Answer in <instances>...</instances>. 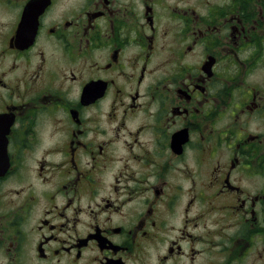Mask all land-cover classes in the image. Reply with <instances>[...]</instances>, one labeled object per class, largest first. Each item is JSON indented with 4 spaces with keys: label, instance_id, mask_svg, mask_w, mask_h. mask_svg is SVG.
Returning <instances> with one entry per match:
<instances>
[{
    "label": "flooded vegetation",
    "instance_id": "flooded-vegetation-1",
    "mask_svg": "<svg viewBox=\"0 0 264 264\" xmlns=\"http://www.w3.org/2000/svg\"><path fill=\"white\" fill-rule=\"evenodd\" d=\"M259 67L264 0H0V264H264Z\"/></svg>",
    "mask_w": 264,
    "mask_h": 264
},
{
    "label": "rangeland",
    "instance_id": "rangeland-1",
    "mask_svg": "<svg viewBox=\"0 0 264 264\" xmlns=\"http://www.w3.org/2000/svg\"><path fill=\"white\" fill-rule=\"evenodd\" d=\"M246 76V79L242 78L243 82H246V87L248 88L249 85H253L254 83H257V85L264 89V69L263 68H257V69H248L247 74H244L243 77ZM237 99H240V91L238 92V94L236 95ZM231 119H224L223 124H224V128L228 127L231 128V126H229ZM247 123V124H246ZM241 126H247L249 127V129H251V132L253 133H257V132H262L264 133V119H253L248 120V119H242L240 122ZM230 134V133H229ZM228 144H233L230 143L228 141H224V145L223 148L221 150H223L225 152V160L226 158L230 155V150L228 149ZM251 178H254V176L252 177H246V183H250V184H255L256 186H260L264 184V169L263 172L257 173L255 181H253ZM263 187V186H260Z\"/></svg>",
    "mask_w": 264,
    "mask_h": 264
}]
</instances>
